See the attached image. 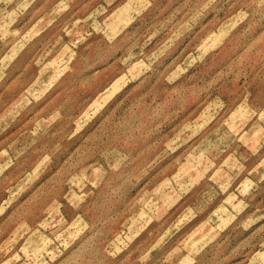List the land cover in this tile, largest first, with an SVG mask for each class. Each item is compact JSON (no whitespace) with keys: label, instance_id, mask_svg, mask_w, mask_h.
Masks as SVG:
<instances>
[{"label":"rangeland","instance_id":"obj_1","mask_svg":"<svg viewBox=\"0 0 264 264\" xmlns=\"http://www.w3.org/2000/svg\"><path fill=\"white\" fill-rule=\"evenodd\" d=\"M0 264H264V0H0Z\"/></svg>","mask_w":264,"mask_h":264}]
</instances>
